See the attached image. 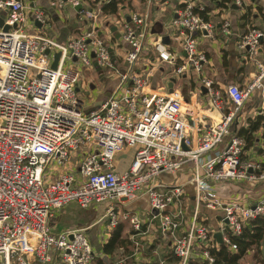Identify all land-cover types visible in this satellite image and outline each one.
<instances>
[{
	"label": "built area",
	"instance_id": "1",
	"mask_svg": "<svg viewBox=\"0 0 264 264\" xmlns=\"http://www.w3.org/2000/svg\"><path fill=\"white\" fill-rule=\"evenodd\" d=\"M106 1L91 8L82 0H50L58 12L66 5L80 7L77 19L88 26L82 36L57 42L43 35L48 16L32 1L0 0V264H93L95 253L83 229L53 233L50 228L55 212L71 204L105 206L107 233L129 224L132 251L115 264H215L211 250L220 246L215 234L235 253L230 236L264 217V196L250 205L245 198L218 194L222 185L264 181L262 162L243 160L244 141L232 131L256 92L264 105V62L258 60L264 31L251 27L237 43L255 66L252 79L244 89L221 88L204 75L209 63L195 37L215 38L213 24L195 12L211 1L164 0L173 17L162 34L176 49L151 33L148 15L131 14L129 22L112 18L118 41L126 45L124 70H117L114 48L97 34L105 18L99 6ZM233 6L242 8L243 1L234 0ZM220 30L231 37L227 20ZM149 49L156 64L172 67V91L167 83L153 85L150 71H137ZM57 53V69L51 70ZM94 63L101 73L115 72L116 83L97 109L86 110L82 80ZM123 153L131 155L124 165L117 159ZM182 170L194 188L190 212L185 184L161 181ZM141 198L145 214L125 211ZM202 210L218 214L214 226L205 223ZM149 232L158 243L155 260L142 257L141 242Z\"/></svg>",
	"mask_w": 264,
	"mask_h": 264
},
{
	"label": "crops",
	"instance_id": "2",
	"mask_svg": "<svg viewBox=\"0 0 264 264\" xmlns=\"http://www.w3.org/2000/svg\"><path fill=\"white\" fill-rule=\"evenodd\" d=\"M31 1L34 3L36 8L41 9L44 11L46 16H48L47 26H50L51 29L47 27V29L43 32V35L48 38L54 39L57 42H65L69 39L82 36L88 29V26L76 22L77 12L68 5L58 12L52 10L49 7L50 0H28L30 3ZM82 1L85 5H89L90 1L95 0ZM198 1L205 4L208 3V0ZM242 1V8L233 6L221 11L216 10L212 13L210 22L214 26V40L206 38L202 33L195 36L198 41L199 51H202L206 54L209 63L204 67V75L212 78L221 88H225L227 85L233 84L237 85L240 89H244L245 85L252 79L254 75L255 66L253 62L248 59L247 55L241 49L238 48L237 43L239 38L247 34L248 29L251 27H255L264 31V0ZM126 3L130 5L132 10L127 13L122 11L121 17H129L134 13L148 15L153 25L155 22H161L162 29L163 26L167 25V23H169L173 17L171 6L164 0H126ZM104 17L110 18L107 16ZM105 18L100 22L102 23L105 21ZM224 20H227L230 23L232 34L231 37L227 39L222 36L220 30V23ZM109 26L110 28H108L106 31V38L103 36L104 33L101 31V29L97 30V34H100L102 38L109 44L119 45L118 47L115 45L117 49H114V66L117 70H124V52L126 50V45H124L121 41H118L119 37L116 38V34L119 36L116 27L112 24ZM111 28H115V32H111ZM161 35L162 37L165 36L163 34ZM169 40V44L166 46L170 50H175V42L173 39L169 38ZM258 60L260 62H264V40L261 44ZM137 67V71L139 72L147 73L150 71L152 74L151 82L156 86H161L162 83L169 84L168 82L172 78V67L156 64L155 53L152 49L144 52ZM91 69L97 70L94 66ZM94 74L96 75V79L98 80L100 86H103V89L101 90L103 92L100 94L99 91L95 97L96 99L93 102H90L88 97L84 99V108L86 110L97 109L109 97L112 88L116 83L115 78L114 83L107 82V79L104 78L105 75L99 71L94 72ZM185 83L188 85L186 80ZM255 99L256 97L248 100V102L244 104L247 106L246 110H244V116L247 115L248 119L255 117L257 114H263V112H261L262 107H264L262 100L259 101L258 99ZM239 128L242 127H239V124L236 121V123L232 126V131L237 132ZM129 156H131L130 153H123L118 155L117 159L124 165L130 160ZM73 163L74 161L71 162V164ZM176 179L179 183L185 184V193L188 200L187 210L190 212L194 207V188L191 186V184H187L185 170L179 172L176 177L163 176L161 181L174 182ZM229 185L230 184H226L224 186L222 185L218 190V194L221 198H245L247 203L252 205L257 200H259V198L264 196V182L252 185L246 183L235 184L236 186ZM243 186H247V188L243 190ZM147 210L148 207L144 198L136 200L125 207V211L138 215L145 214ZM104 213L105 206H93L87 209H81L76 204H71L62 210L55 212L54 217L50 221V228L53 233H59L69 229H83L92 249H96L97 251L96 252L93 250L95 253V260L97 258L102 259L104 256H106L102 252V248L109 241L113 232L107 233V221L104 218ZM217 215L218 214L216 212L204 210L201 211V217L205 218V223L211 226L216 224ZM119 227L121 230V237L130 243L132 250L130 236L132 235L133 231L131 227L127 223H121ZM154 236L155 235L149 232L143 237L141 242L143 244L142 257L145 260H155L157 258L153 254V251L158 246L157 240H154ZM164 250L161 248L158 249L159 256L165 255ZM123 256H128L124 250L117 251L114 256H107L108 264H115ZM129 263L130 261L128 264Z\"/></svg>",
	"mask_w": 264,
	"mask_h": 264
},
{
	"label": "trees",
	"instance_id": "3",
	"mask_svg": "<svg viewBox=\"0 0 264 264\" xmlns=\"http://www.w3.org/2000/svg\"><path fill=\"white\" fill-rule=\"evenodd\" d=\"M210 1V5L202 12L195 11L204 22L211 21L214 11L225 10L234 5V0ZM97 3L98 0L90 1L89 5L93 8ZM99 7L103 16L113 19L121 18L122 11L127 13L132 10L126 0H109L101 3ZM236 135L243 139L245 153L255 148L258 141L261 142V147L257 149V155L262 160L261 169L264 171V112L248 119L246 127L239 128ZM242 158L245 159L246 154ZM230 240L236 246V252L231 253L225 245H220L218 250H211L215 264H240L243 258L251 254L257 264H264V217L247 222L241 234L237 237L230 236ZM119 250H124L128 255L132 251L130 243L121 237V230L118 226L113 230L109 241L103 246L102 252L106 256H114ZM94 262V264H105L100 258ZM174 262L176 261L174 260Z\"/></svg>",
	"mask_w": 264,
	"mask_h": 264
},
{
	"label": "rangeland",
	"instance_id": "4",
	"mask_svg": "<svg viewBox=\"0 0 264 264\" xmlns=\"http://www.w3.org/2000/svg\"><path fill=\"white\" fill-rule=\"evenodd\" d=\"M99 1H105V0H99ZM77 23H79L80 24V22L78 21V19H77V21H76ZM113 23H114V20L112 19V18H107V19H105V21H103L102 23H100V25H99V29H101V31L104 33V37L106 38V31H107V29L108 28H110V24H112L113 25ZM48 25H49V23H48ZM48 28L49 29H51V27L50 26H48ZM49 31H51V30H49ZM100 31V32H101ZM110 46H112L115 50L117 49L116 47H115V45H113V44H109ZM103 74L105 75L104 76V78L105 79H107V82H112V83H114V78H115V72H106V71H104L103 72ZM109 78V79H108ZM113 78V79H112ZM104 79V80H105ZM106 81V80H105ZM82 82L86 85V91H85V96H86V98L88 97V100H90V102L92 101H94L96 98V95H97V93L100 91V94L103 92V91H101L102 89H103V86L101 87L100 86V84L98 83V80L96 79V75L94 74V71L92 70V69H90V70H85V72H84V76H83V80H82ZM105 86V85H104ZM104 89H105V87H104ZM182 93H183V97L185 98V99H187L188 98V96H187V92H184L183 91V88H182ZM256 97V99L255 100H261L260 99V93L259 92H256L255 94H254V96H252V98H255ZM251 98V99H252ZM248 102V101H247ZM246 103V102H245ZM250 103V102H249ZM248 103V104H249ZM246 105H244L242 108H241V110H240V112L237 114V117L235 118V121H237V123L239 124V127L241 126L242 128L243 127H245V123H246V120L248 119L247 117V115L246 116H244V110H246ZM260 135V133L258 134V136ZM261 147V142L260 141H258L257 142V144H256V147L255 148H253V149H251L249 152H247L246 153V158L245 159H243V160H247V159H249L250 157L252 158L251 160H257V161H259V162H262V160H261V158L257 155V149H259ZM131 158V156H129V159ZM75 168H76V164H71V165H69L68 166V168H67V170H69V171H74L75 170ZM264 172V171H263ZM264 181H261V183H263ZM258 183V182H257ZM236 186L235 184H230L229 186ZM249 187V186H248ZM247 188V186H243V190H245ZM242 190V189H241ZM94 250V249H93ZM94 251H96V249L94 250ZM97 252V251H96ZM240 264H257L255 261H254V259H253V257H252V254L251 255H248V256H246L245 258H243V260L240 262Z\"/></svg>",
	"mask_w": 264,
	"mask_h": 264
},
{
	"label": "water",
	"instance_id": "5",
	"mask_svg": "<svg viewBox=\"0 0 264 264\" xmlns=\"http://www.w3.org/2000/svg\"><path fill=\"white\" fill-rule=\"evenodd\" d=\"M80 7L76 8L75 11H79ZM130 19L129 17H126V22H129ZM2 19L0 18V27L2 26ZM35 25L38 27V28H41V24H39L38 22H35ZM8 30V27H4V31H7ZM111 32H115V28H111ZM151 33L154 34V35H161L162 34V23L161 22H155L153 27H152V30H151ZM116 38H118L119 36L116 34L115 35ZM169 38L167 36H164L162 37V44L163 45H168L169 44ZM46 54H48V52H46ZM58 60H59V54H54V57H53V62L51 64V70H56L57 69V65H58ZM93 66L95 68L96 67V63L93 64ZM97 70L99 71L100 69L97 68ZM173 83H174V80H170L169 84H168V88L170 91H172V86H173ZM202 92L205 93L206 91L204 89H202ZM216 238V241L218 244L222 245V240H221V235L219 233L215 234L214 236ZM102 260L104 261L105 264H108V258L107 256H104L102 258Z\"/></svg>",
	"mask_w": 264,
	"mask_h": 264
}]
</instances>
